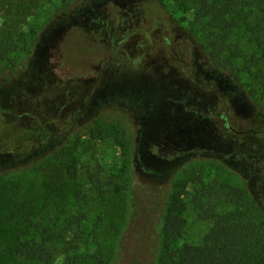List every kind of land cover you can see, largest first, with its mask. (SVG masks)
Listing matches in <instances>:
<instances>
[{
    "label": "rangeland",
    "instance_id": "374dc122",
    "mask_svg": "<svg viewBox=\"0 0 264 264\" xmlns=\"http://www.w3.org/2000/svg\"><path fill=\"white\" fill-rule=\"evenodd\" d=\"M139 1L84 0L65 12L53 7L52 0H43L16 29L7 6L0 4V42L8 26L18 45L6 55L0 50V172L5 173L0 179V264H34L32 255L52 256L57 264H74L77 258L84 264H149L161 240L155 228L161 224L171 185L158 177L181 166H186L182 174L189 172V161L198 155L217 154L227 165L220 169L221 181L241 187L246 183L258 194L256 174L248 173L224 139L181 137L183 127H194L195 110L199 117L208 115V108L219 109L221 102L215 91L201 90L194 76L186 77L177 59L160 47L165 30L152 27L146 6H136L139 12H134ZM178 35H172V41ZM116 45L118 54H113ZM194 73L210 76L198 60ZM211 76L239 116L255 114L229 78ZM113 104L119 111L107 114ZM125 110L134 111L141 126L129 145L117 138L133 128L116 122ZM99 115L103 127L95 123ZM43 126L48 135L41 137ZM100 128L105 138L97 136ZM60 145L63 161L57 172L51 161H60L51 151ZM193 147L196 152L189 151ZM161 152L182 154L167 159ZM75 161L76 174L74 168L67 172L66 166ZM130 167L137 171L132 179L137 196L126 204V190L118 189L114 179L126 186ZM214 176L209 168L206 177ZM195 188L189 183L183 191ZM187 200L190 197L184 196L187 239L197 240L210 225ZM135 201L141 212L131 218ZM66 224L71 226L60 231L57 246L45 251L39 245L41 226L63 229ZM96 253L100 261L91 262L87 255Z\"/></svg>",
    "mask_w": 264,
    "mask_h": 264
},
{
    "label": "trees",
    "instance_id": "16d2710c",
    "mask_svg": "<svg viewBox=\"0 0 264 264\" xmlns=\"http://www.w3.org/2000/svg\"><path fill=\"white\" fill-rule=\"evenodd\" d=\"M12 1L11 5L6 0L0 4L7 6L8 14L13 20V28L16 29L18 24L33 12L34 4H40L43 0ZM52 1L53 7L67 12L84 0ZM169 1L178 4L180 8L171 6ZM140 5L149 8L147 17L154 23H160H153L152 27L161 26L165 30L160 47L166 48L171 58L177 59L175 64L186 77L194 76L201 90L215 91L221 102L219 109L208 108V115L201 114L199 117L198 111L195 110L196 116L191 121L194 127H183L181 137L196 141H200L201 136L212 141L224 139L237 154V160L245 162L248 173L256 174L258 193L254 194L246 183L245 187H241L221 181L220 169L227 165L217 154L206 157L198 155L197 158L191 159L189 172L185 174L182 172L186 166H181L173 168L164 177H158L167 178L171 185L166 209H162L159 216L161 224L155 228L161 240L153 247L149 264H264V0H141L135 4L134 12H139L137 8ZM179 10L180 15H177ZM9 28L6 26V30L1 34L3 39L0 42V50L3 55L11 49L17 51L18 48ZM166 31L169 35H166ZM176 33H179V39L174 42L172 39ZM24 37L23 44L26 45L28 38L26 35ZM114 47L113 54H118L117 45ZM23 48L24 46L22 50ZM196 60L203 64L210 76L195 75ZM212 74L229 78L253 105L255 114L247 119L239 116L229 99L215 85ZM105 111L108 114L119 110L118 106L113 104ZM125 113L122 119L118 116L116 122L122 127L133 128L130 133L124 131L122 138H117L119 142L123 143L124 140L129 145L132 136L138 134V127L141 126L135 120L134 111L125 110ZM100 116L95 120L97 126L103 118ZM103 126L104 123L99 127ZM45 129L43 126L38 135L45 136ZM100 129L97 136L105 138L103 128ZM95 130L91 129V135H94ZM197 149L193 147L189 151L196 152ZM63 150V145H60L51 151L55 160L60 161H51L52 167L56 165L57 172L58 165H62L63 159L60 156ZM181 154L178 152L166 155L161 152L167 159ZM197 163L201 164L197 166ZM66 167L69 173L74 168L73 174H76L79 168L76 161ZM209 168H213L215 172V176L210 180L206 177ZM4 175L5 173L0 172V179ZM135 175L137 171L130 167L126 186L120 178L114 179L118 189L126 190L123 192L126 204L131 203L137 196L136 187L132 183ZM189 183L196 188L193 191H183ZM183 194L190 197L187 201L192 205V211L196 212L200 219L209 221V230L200 239H187L188 203L184 201ZM129 212L131 218L137 217L141 212L140 204L135 201ZM74 222L75 219L71 224ZM71 224H66L63 229H56L52 225L41 226L42 240L39 245L45 251L50 247L55 248L60 231L66 232ZM79 231L77 234L80 238L83 230L80 228ZM100 256L97 253L92 257L87 255L91 262L100 261ZM30 259L34 264H57L55 258L48 255H32ZM75 261L74 264H84L79 258Z\"/></svg>",
    "mask_w": 264,
    "mask_h": 264
},
{
    "label": "crops",
    "instance_id": "0c3cea01",
    "mask_svg": "<svg viewBox=\"0 0 264 264\" xmlns=\"http://www.w3.org/2000/svg\"><path fill=\"white\" fill-rule=\"evenodd\" d=\"M159 115H160V117L162 118L161 114H159ZM162 122H163V121L160 119V124H161L160 126H161V127H162ZM150 154H151V153H150ZM151 155H152V154H151ZM153 156H154V155H153ZM158 158H160L161 160L165 159V158H163V157L161 158L160 156H158ZM166 160H167V159H166ZM168 161H169V160H168Z\"/></svg>",
    "mask_w": 264,
    "mask_h": 264
}]
</instances>
